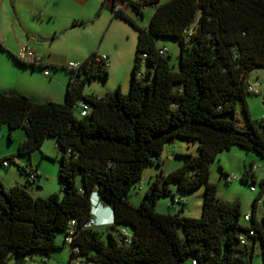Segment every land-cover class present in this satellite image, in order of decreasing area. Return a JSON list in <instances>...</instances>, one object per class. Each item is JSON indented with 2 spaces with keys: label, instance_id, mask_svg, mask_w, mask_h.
I'll use <instances>...</instances> for the list:
<instances>
[{
  "label": "trees",
  "instance_id": "trees-1",
  "mask_svg": "<svg viewBox=\"0 0 264 264\" xmlns=\"http://www.w3.org/2000/svg\"><path fill=\"white\" fill-rule=\"evenodd\" d=\"M107 1L112 18L123 19L137 31L127 93L119 87L103 95L84 93L91 78L109 75V63L96 51L78 68L67 66L64 102L0 92V128L6 123L10 131L22 127L25 132L18 153L29 155L48 136L62 151L61 194L35 197L26 184L6 188L0 180V264L49 258L59 247L69 249L67 264H73V247L94 264H186V258L191 264H252L249 237L254 244L260 238L264 264V213L257 219L254 205L251 218L244 219L251 223H243L241 202L221 199L209 179L210 163L221 150L238 145L264 156V134L246 103V96L253 94L247 90L250 71L264 66V0H130L140 13L143 6H154L148 26L115 8L117 1L125 0ZM158 36L178 40L177 70L165 49L156 45ZM0 50L9 52L2 44ZM12 56L23 65L39 66ZM142 60L150 65V79L139 70ZM82 102L89 106L85 115L80 114ZM238 104L246 128L235 121ZM176 139L197 142L199 153L185 154L182 165L150 181L138 205L130 203L127 194L146 163L159 162L166 144ZM5 159L13 161L2 158L0 163ZM252 166L245 167V179L254 174ZM22 169L28 180L27 170L37 172L35 179L41 176L31 163ZM171 180L182 190L205 184L200 217L156 210L159 196L179 202L185 198L175 197ZM98 203L112 211V221L103 224V230L87 225Z\"/></svg>",
  "mask_w": 264,
  "mask_h": 264
},
{
  "label": "rangeland",
  "instance_id": "rangeland-1",
  "mask_svg": "<svg viewBox=\"0 0 264 264\" xmlns=\"http://www.w3.org/2000/svg\"><path fill=\"white\" fill-rule=\"evenodd\" d=\"M167 1V0H161ZM94 7L83 13L79 18H67L63 15L47 16L43 23L38 18L30 17V23L35 27L43 24H51L66 28L58 29L55 39L47 42L46 56H52L57 63V67L51 66V76H46L40 66L32 68L30 65L23 67L27 71V77H21L20 82L24 87L36 88V92L41 100H49L51 91L60 93V101H65L66 86L70 75L67 67L70 61L80 62L90 53L107 54L109 61V75L107 78L93 77L85 84L84 93L103 95L105 92L114 91L118 87L123 93H127L130 88L131 72L135 61L137 31L121 18H112V12L104 6L105 0H92ZM148 9L144 7L142 12H137L131 7L130 12L141 26H148L154 6L149 3ZM28 21V20H27ZM55 23V24H54ZM52 36V37H54ZM43 37V36H40ZM156 45L165 49L172 68H179L180 47L178 40L170 37H156ZM10 60L6 52H0V60ZM12 60V59H11ZM65 66V67H64ZM150 68L146 60H142L139 70L146 79L151 75L147 73ZM0 75L2 73L0 72ZM250 81L257 79L264 83V66H255L249 74ZM16 89H8L7 91ZM52 100V99H50ZM246 103L250 118L259 124V128L264 134V87L260 93H253L246 96ZM234 117L239 128L247 127V118L240 104L237 105ZM25 138L22 127H16L10 131L5 123L0 128V159L12 157L13 161L8 167L0 163V180L6 188L14 184L27 185V189L33 196H47L51 193L61 194V181L59 178V164L62 151L54 137L45 138L40 148L34 149L29 155L18 153L19 144ZM197 155L199 153L198 144L195 141H185L180 139L166 144L159 162L149 161L143 168L142 175L129 190L127 199L133 205H138L148 187L150 181L158 175H166L169 171L182 165L185 154ZM30 163L33 168L37 167L41 175L35 180H28V175L22 171V167L29 168ZM255 165V176L249 175L244 178L245 167ZM232 179L227 182V175ZM236 176V177H234ZM210 181L216 183L217 194L223 200H239L241 202V221L245 224L251 222L244 220V213L252 212L255 205L256 216L260 219L264 213V156L250 150H246L238 145L229 149L221 150L216 158L210 163ZM250 184L255 186V191L250 189ZM169 187L175 193V197H185L182 202L172 201L170 196L162 195L156 199L155 208L163 213L180 212L186 217H200L202 213L203 196L205 184L202 183L196 188L182 190L178 188L177 182L171 180ZM112 221V220H111ZM98 229H105L106 226H96ZM61 232L58 233L57 241L60 240ZM247 249L252 252V264H263L262 244L257 237L255 244L252 237L248 238ZM69 249L59 247L52 252L50 262L52 264H67ZM7 264H14L10 259ZM25 264H39L38 260L29 258ZM103 264V263H97ZM186 264H191L190 258H186Z\"/></svg>",
  "mask_w": 264,
  "mask_h": 264
},
{
  "label": "crops",
  "instance_id": "crops-1",
  "mask_svg": "<svg viewBox=\"0 0 264 264\" xmlns=\"http://www.w3.org/2000/svg\"><path fill=\"white\" fill-rule=\"evenodd\" d=\"M137 2H144L146 0H135ZM92 0H0V36L3 38V46L10 52L0 50V52H6L10 60H0V92H7L8 89H16L22 93L28 94L35 99L41 100L39 94L36 92L35 87L27 89L24 87V83L20 82L21 77H27V71L23 69L26 65L17 62L12 55H17L21 45H26L33 48L39 54L43 56L44 65L50 67L55 65L56 62L52 59V56H46L47 52V38L55 35L58 29L66 28V25L60 27L49 24H43L39 27L33 26L29 18L35 17L39 19V22L43 23L47 16L63 15L67 18H79L83 16V13L94 7ZM121 8L128 13L131 17L132 13L130 9L132 7L130 0L120 1ZM104 6L108 7L111 11L110 2L105 0ZM144 7L149 8L145 5ZM28 20V21H27ZM136 20V19H135ZM55 24V23H54ZM43 36V37H40ZM12 54V55H11ZM101 55H108L103 53ZM81 62V61H80ZM47 76V75H46ZM48 76H51V71ZM50 99L60 101V93L51 91L49 95ZM180 140L176 139L175 141ZM255 176V171H253ZM255 191V190H254ZM93 217L99 222H111L112 211L109 206L96 204L92 211ZM256 216V212H255ZM258 219V217L256 216ZM62 242V235L58 243ZM38 260L39 264H52L50 262L51 257L39 258L33 257Z\"/></svg>",
  "mask_w": 264,
  "mask_h": 264
},
{
  "label": "built area",
  "instance_id": "built-area-1",
  "mask_svg": "<svg viewBox=\"0 0 264 264\" xmlns=\"http://www.w3.org/2000/svg\"><path fill=\"white\" fill-rule=\"evenodd\" d=\"M115 8L116 9L121 8L120 1L116 2ZM3 42H4V40L0 36V44L3 45ZM145 55L146 54H144V56ZM17 57L23 62L42 66L43 67V73L45 75H47V76L50 74L49 67H45V65H44L43 56L41 54H39L37 51H35L33 48H31L29 46H26V45H21L20 49H19V52L17 53ZM102 58L107 61V58H106L105 55H102ZM67 66L69 68L76 69V68H78L80 66V63L79 62L70 61ZM262 87H264V83L258 81L257 79H255L253 81H250V79H249L248 82H247V90L249 92H251V93H260ZM88 110H89L88 104L85 103V102H82L80 104V114L81 115H85L88 112ZM2 165L5 166V167H8L10 165V162L5 159V160L2 161ZM255 167L256 166L253 165L252 166V170H254ZM22 171H24V170L22 169ZM27 171L29 172V178L31 180L35 179L37 172H35L34 170H27ZM234 177H236V176H234ZM229 179H232V178L230 176H228L227 180H229ZM250 189L254 190V187L251 186ZM181 200H184V198H181ZM174 201L179 202L180 200L179 199H175ZM250 218H251L250 212L244 214V219L245 220H249ZM74 223H75V221L73 220L72 224H74ZM103 224H107V222L99 223L93 216L89 219V221L87 223V225H89V226H97V225H103ZM68 232L69 233L66 236L65 240H66V242L68 244H70L72 242L73 230L70 229ZM124 233L127 235L128 238H130V234L127 231H124ZM251 233H253L252 230H251ZM240 241H241V243L246 244L247 239H246V237L244 235H241ZM73 252L75 253L73 255V257H72V263L73 264H94L91 261L86 262L80 255H78V252H79L78 247H73ZM193 263L195 264L196 261L193 260Z\"/></svg>",
  "mask_w": 264,
  "mask_h": 264
},
{
  "label": "water",
  "instance_id": "water-1",
  "mask_svg": "<svg viewBox=\"0 0 264 264\" xmlns=\"http://www.w3.org/2000/svg\"><path fill=\"white\" fill-rule=\"evenodd\" d=\"M62 33H63V31L60 32L58 35H60ZM58 35L57 36H54V37L47 38V40L51 41V40L55 39L56 37H58ZM15 92H16L15 90H10L9 91L10 94H13ZM102 202H104L105 204H109L108 201H106L105 199H102Z\"/></svg>",
  "mask_w": 264,
  "mask_h": 264
}]
</instances>
